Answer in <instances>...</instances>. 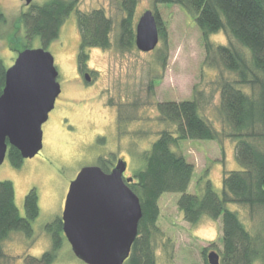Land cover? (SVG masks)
I'll return each mask as SVG.
<instances>
[{
    "label": "rangeland",
    "instance_id": "obj_1",
    "mask_svg": "<svg viewBox=\"0 0 264 264\" xmlns=\"http://www.w3.org/2000/svg\"><path fill=\"white\" fill-rule=\"evenodd\" d=\"M27 8L22 0H0V58L7 67L23 48L42 47L38 36L27 39L18 21ZM95 8L103 9L112 21L110 47L89 48L87 70L80 71L76 12L66 18L57 39L46 46L54 58L61 90L41 126L42 147L34 156L23 158L18 167L7 156L0 164V181L12 182L20 214L24 215V199L31 189L36 191L39 209L31 222V236L14 232L2 242L0 264H40L29 261L50 250L52 239L46 225L61 217L70 182L82 167L98 164L100 157H118L127 163L124 177H133L144 168L143 152L159 133L176 132L175 124L160 119L158 102L197 98L199 113L221 132L218 141L186 139L172 147L194 165L187 192L201 195L208 181L220 191L224 174L241 168L235 158V140L224 134L230 127L218 110L220 81L235 80L236 75L219 64L209 66L204 39L193 17L177 4L137 0L134 26L145 10L157 9L166 31L165 40L159 37L156 47L145 52L135 44L128 49L118 45L119 22L124 16L121 0H78L80 11ZM208 40L213 45L231 42L248 55V49L223 31L210 34ZM83 71L90 72L91 81L84 79ZM240 87L248 93V86ZM179 197V192H164L158 198V232L152 239L155 264H205L204 248L206 257L212 250L222 251L221 218L205 215L191 225L177 207ZM227 208L253 234L264 226V215L251 214L246 205L228 203ZM49 264L86 263L62 239Z\"/></svg>",
    "mask_w": 264,
    "mask_h": 264
},
{
    "label": "trees",
    "instance_id": "obj_2",
    "mask_svg": "<svg viewBox=\"0 0 264 264\" xmlns=\"http://www.w3.org/2000/svg\"><path fill=\"white\" fill-rule=\"evenodd\" d=\"M177 4L190 14L199 27L209 66L220 65L236 75V79L220 81L219 113L230 127L224 133L235 140V158L240 169L224 174L222 188L217 191L206 182L201 195L187 192L194 165L183 154L172 149L186 139L220 140L216 131L199 113L197 98L181 101L167 100L156 104L162 121L175 124L176 132L162 130L151 147L143 152L145 166L134 173L127 183L139 197L142 216L138 232L124 264H155L153 236L158 232L156 220L159 213L158 198L164 192H179L177 207L183 219L195 225L203 216L221 218V264H264V226L251 233L228 203L246 205L251 214L264 215V0H156ZM137 0H121L124 16L119 22L118 45L128 49L134 44V12ZM78 0H46L30 3L18 21L24 25L26 37L38 36L42 47L57 39L66 18L76 12L80 34L77 63L79 70L86 69L88 49L110 47L111 19L103 9L88 12L77 9ZM159 37L165 40L166 31L154 9ZM223 31L235 39L248 55L231 42L213 45L208 40L212 33ZM247 51V50H246ZM7 66L0 58V93L4 86ZM248 86V93L240 86ZM222 134V135H224ZM6 156L14 167L20 166L22 156L18 149L8 145ZM102 169L107 167L102 164ZM14 186L10 180L0 181V257L2 242L14 232L25 236L33 233L32 220L39 212L37 194L31 189L24 199V215L14 200ZM55 236L49 251L30 263L49 264L61 244L58 232L59 219L46 225ZM205 264H209L205 248Z\"/></svg>",
    "mask_w": 264,
    "mask_h": 264
},
{
    "label": "water",
    "instance_id": "obj_3",
    "mask_svg": "<svg viewBox=\"0 0 264 264\" xmlns=\"http://www.w3.org/2000/svg\"><path fill=\"white\" fill-rule=\"evenodd\" d=\"M26 5L32 0H22ZM159 40L153 11L145 10L135 24L134 44L153 50ZM52 54L44 47L23 48L5 71L0 93V164L8 145L22 158L42 147V124L60 93ZM89 80L90 76L85 75ZM127 163L119 159L105 172L98 165L82 167L70 182L62 211V230L73 254L86 264H124L142 216L139 197L124 177ZM209 264H221L219 254L207 253Z\"/></svg>",
    "mask_w": 264,
    "mask_h": 264
},
{
    "label": "flooded vegetation",
    "instance_id": "obj_4",
    "mask_svg": "<svg viewBox=\"0 0 264 264\" xmlns=\"http://www.w3.org/2000/svg\"><path fill=\"white\" fill-rule=\"evenodd\" d=\"M86 68H87V67H86ZM86 70H87V69H86ZM80 73H82L84 79H85V75H86V74H88V75L90 76V72H88V71H83V72H80ZM91 80H92V79H91V76H90V79H89L88 81H91ZM119 159H120V158H118V157L115 158L114 160H112V159H107V158H101V157H100V161H99V163L96 164V165H98L99 167H101L102 164H104V165L107 167V171H105V172H109V171L115 166L116 162H117ZM101 169H102V167H101ZM102 170H103V169H102ZM61 217H62V215H61ZM61 217L58 218V219H59V222H60V227H61V230L58 232V238L60 239V241H62V239H64V240H66V241L68 242V240H67V238L65 237L64 232H63V230H62V219H61ZM50 234H51V239L53 240L55 234H54L52 231H50ZM68 243H69V242H68Z\"/></svg>",
    "mask_w": 264,
    "mask_h": 264
}]
</instances>
